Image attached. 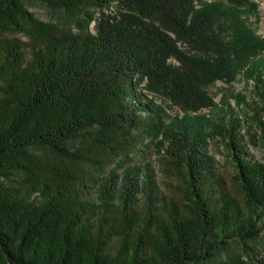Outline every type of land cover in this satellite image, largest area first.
<instances>
[{
	"label": "trees",
	"instance_id": "16d2710c",
	"mask_svg": "<svg viewBox=\"0 0 264 264\" xmlns=\"http://www.w3.org/2000/svg\"><path fill=\"white\" fill-rule=\"evenodd\" d=\"M35 2L67 22L41 20ZM258 8L0 0V264H264L249 246L264 232V162L251 152L264 150V38L246 20ZM241 72L261 100L246 119L210 92ZM139 138L159 140L174 190L151 163L111 167ZM234 243L243 254L224 255Z\"/></svg>",
	"mask_w": 264,
	"mask_h": 264
},
{
	"label": "rangeland",
	"instance_id": "374dc122",
	"mask_svg": "<svg viewBox=\"0 0 264 264\" xmlns=\"http://www.w3.org/2000/svg\"><path fill=\"white\" fill-rule=\"evenodd\" d=\"M257 2L259 4L258 16L256 17L255 15H252L248 17V19L246 18V20L248 26L257 33L256 35H260L261 38H264V0H257ZM28 9L41 20L55 23L61 22L63 24L67 22L66 15H59V13L52 11L51 9L45 7L40 3L35 2L29 4ZM94 26V24L91 25V29L93 31ZM10 37H16L22 39L23 41H27V38L22 35H10ZM210 92L212 93L215 102L218 104H220L224 99L229 101V105L232 107V109L237 111L238 114L240 113L239 115L243 117V119H246L248 117L246 113H253L250 106H252L255 102H261L260 96L258 95L255 88L254 81L251 79L248 80L243 72H241L236 81L231 84L218 81L214 86L210 88ZM237 97H239V100L242 102L241 104L238 103ZM157 101L171 114L175 115L177 113V109L173 108L172 104L166 99L158 97ZM205 112L208 113L209 111L206 110ZM158 141L159 140L152 142L148 138H139L138 142L133 144L131 151L127 155L117 157L113 161L111 167L119 168L124 165L128 166L130 162H132L136 166H145L151 163L156 170L158 182L161 184L163 190L167 192L174 190L172 189V186L178 184V182L176 177H172L170 174H167L162 168ZM211 150L218 162L220 172L226 177L228 182L231 183L232 176L235 173V168L233 164L230 163L225 145L219 140L214 141L211 144ZM251 152L254 154L257 160L264 162V150L262 148L252 149ZM249 246L255 249V251L260 252V257H263L264 232H262L261 237L257 243L250 242ZM223 254H229L231 256L243 254L241 244L234 243L232 247L225 250Z\"/></svg>",
	"mask_w": 264,
	"mask_h": 264
}]
</instances>
